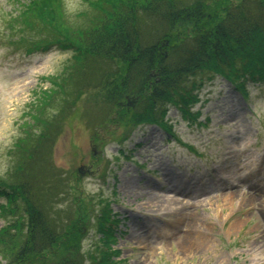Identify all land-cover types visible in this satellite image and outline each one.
<instances>
[{"label": "rangeland", "instance_id": "rangeland-1", "mask_svg": "<svg viewBox=\"0 0 264 264\" xmlns=\"http://www.w3.org/2000/svg\"><path fill=\"white\" fill-rule=\"evenodd\" d=\"M16 1L25 0H0V180L22 181L33 198L62 186L57 198H41L56 209L51 216L83 228L81 264H92L89 255L105 249L97 222L107 204L117 220L110 246L116 264H264V84L247 82L243 97L219 75L198 74L190 110L199 114L191 120L169 105V135L162 124L127 128L130 115L118 119L119 109L106 99V85L116 81L108 75L99 87L73 94L51 149L40 148L24 163L27 156L16 144L38 132L27 125L28 112L50 87L47 76L60 74L71 52L56 46L26 52L11 44L7 23L20 7ZM62 1L75 23L91 10V0ZM185 23L173 32L188 31ZM136 103L124 97L122 106ZM17 165L25 170L13 178ZM12 219L0 211V228ZM14 247L0 245V264H16Z\"/></svg>", "mask_w": 264, "mask_h": 264}, {"label": "trees", "instance_id": "trees-1", "mask_svg": "<svg viewBox=\"0 0 264 264\" xmlns=\"http://www.w3.org/2000/svg\"><path fill=\"white\" fill-rule=\"evenodd\" d=\"M16 5L17 14H10L7 23L9 35L14 36L11 44L26 52L54 46L71 52L64 70L47 76L50 87L42 90L28 112L27 125L38 132L27 134L29 143L22 138L16 144L27 156L24 163L41 154L40 148L52 145L61 117L76 100L73 94L99 87L108 75L116 81L106 85V99L119 109L118 119L130 115L123 123L127 128L155 123L170 130L164 120L169 104L195 120L199 113L190 107L197 101L192 90L199 85L194 79L200 73L223 77L243 95L247 82L264 84V0H91L90 12L77 23L67 16L62 0H25ZM183 22L189 32L174 33L172 28ZM190 80L191 90L186 87ZM124 97L136 99L135 107L122 106ZM24 170L22 165L13 169L20 175ZM56 189L34 193L33 198L22 181L0 180V196L5 199L0 211L13 215L0 228V245L14 244L13 263L81 264L83 228L76 223L69 228L70 223L51 216L56 209L41 198L45 194L57 198ZM101 208L97 230L103 234L100 241L105 249L99 257L90 254L89 258L92 264H116L110 246L117 220L111 219L110 204ZM60 242L63 247L58 250ZM46 253L54 258L49 260Z\"/></svg>", "mask_w": 264, "mask_h": 264}]
</instances>
